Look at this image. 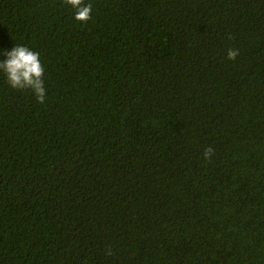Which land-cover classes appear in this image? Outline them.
Masks as SVG:
<instances>
[{
	"label": "trees",
	"instance_id": "trees-1",
	"mask_svg": "<svg viewBox=\"0 0 264 264\" xmlns=\"http://www.w3.org/2000/svg\"><path fill=\"white\" fill-rule=\"evenodd\" d=\"M85 3L0 0V264H264V0Z\"/></svg>",
	"mask_w": 264,
	"mask_h": 264
},
{
	"label": "clouds",
	"instance_id": "clouds-1",
	"mask_svg": "<svg viewBox=\"0 0 264 264\" xmlns=\"http://www.w3.org/2000/svg\"><path fill=\"white\" fill-rule=\"evenodd\" d=\"M64 3L75 9L74 18L78 22L87 23L92 18V4L85 0H64ZM7 59L0 61L2 71L11 88L16 90H31L38 103L46 100V88L44 86V66L40 61L39 53L27 46L16 45L11 51L3 53ZM239 50L230 48L227 51V59L235 61L239 56ZM214 155L212 146L205 148L203 157L210 161ZM107 255H112L111 251Z\"/></svg>",
	"mask_w": 264,
	"mask_h": 264
}]
</instances>
